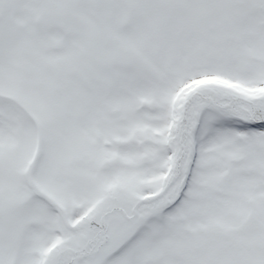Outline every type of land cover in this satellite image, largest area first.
Here are the masks:
<instances>
[{"label": "snow or ice", "instance_id": "snow-or-ice-1", "mask_svg": "<svg viewBox=\"0 0 264 264\" xmlns=\"http://www.w3.org/2000/svg\"><path fill=\"white\" fill-rule=\"evenodd\" d=\"M0 264H264V0H0Z\"/></svg>", "mask_w": 264, "mask_h": 264}]
</instances>
